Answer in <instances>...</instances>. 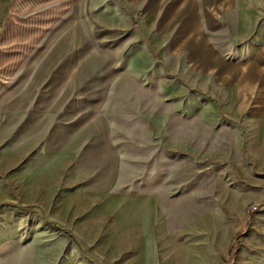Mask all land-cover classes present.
<instances>
[{"label":"rangeland","instance_id":"obj_1","mask_svg":"<svg viewBox=\"0 0 264 264\" xmlns=\"http://www.w3.org/2000/svg\"><path fill=\"white\" fill-rule=\"evenodd\" d=\"M209 2L184 12L201 48L196 34L173 48L139 23L96 26L115 64L96 61L97 99L115 76L103 104L112 146L97 123L94 149L77 161L73 128L52 127L54 116L0 120V264H264V111L254 109L264 0ZM88 5L75 0V15L88 18ZM184 18L163 29L169 37ZM139 54L143 74L129 68ZM241 66L257 80L244 101L236 74H220Z\"/></svg>","mask_w":264,"mask_h":264},{"label":"crops","instance_id":"obj_2","mask_svg":"<svg viewBox=\"0 0 264 264\" xmlns=\"http://www.w3.org/2000/svg\"><path fill=\"white\" fill-rule=\"evenodd\" d=\"M71 5L65 19L64 0H0V120L6 119L12 127L43 126L54 116L52 127L59 130L65 124L73 128L69 151L75 150L78 161L94 149L97 123L102 141L112 146L103 104L115 76L100 81L104 89L97 99L96 61L107 58L101 68L105 71L115 69V64L110 49L97 48L96 26L112 29L108 24L126 23L128 27L130 22L131 27L139 23L146 29L155 28L149 39L163 43L172 39L173 48L180 41L183 46L194 43L195 34L200 48L208 42L200 36L197 18L184 13L193 0H179L180 12H176L175 0H89L93 13L88 18L75 15V0ZM179 17H185L180 36L169 37L163 29ZM140 55L129 61L130 70L137 74L144 72ZM227 70L222 68L220 74L228 78L236 74L244 101L256 86L255 70L246 66L238 72ZM259 96L254 109L263 112L264 84ZM68 114L72 118L65 122Z\"/></svg>","mask_w":264,"mask_h":264},{"label":"trees","instance_id":"obj_3","mask_svg":"<svg viewBox=\"0 0 264 264\" xmlns=\"http://www.w3.org/2000/svg\"><path fill=\"white\" fill-rule=\"evenodd\" d=\"M234 249H235V245L232 246V248H231V250H230V252H229V257H230V258H233Z\"/></svg>","mask_w":264,"mask_h":264}]
</instances>
